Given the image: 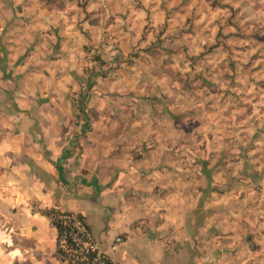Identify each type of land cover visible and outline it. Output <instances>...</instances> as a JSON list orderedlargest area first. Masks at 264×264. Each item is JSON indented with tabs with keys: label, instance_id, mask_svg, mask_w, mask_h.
<instances>
[{
	"label": "crops",
	"instance_id": "obj_1",
	"mask_svg": "<svg viewBox=\"0 0 264 264\" xmlns=\"http://www.w3.org/2000/svg\"><path fill=\"white\" fill-rule=\"evenodd\" d=\"M253 1L205 0L208 9L196 18L204 22L211 14L225 22L223 15L231 16L234 7L249 20ZM199 2L0 0V117L12 135L0 142V264H64L57 228L43 213L51 209L83 215L118 264H264L254 243L264 223L250 220L240 193L186 187L195 175L189 151L196 143L183 137L176 142L189 129L175 124V106L182 104L183 118L189 111L185 97H176L173 64L159 68L151 59L144 65L149 75L136 72L138 77H121L124 64H110L119 75L109 78L106 92L96 86L90 96V43L115 62L134 46L145 48L162 21L165 35L189 38V30L175 28L174 21ZM84 76L89 84L81 102L87 109L80 110ZM115 91L121 93H110ZM115 98L119 107L109 109ZM90 102L102 103L97 117L92 112L101 125H90ZM117 117L128 119L119 133L134 134L133 142L90 141V133L114 131ZM198 160L199 183L206 160ZM175 175L186 176L183 185ZM119 235L125 241L113 251Z\"/></svg>",
	"mask_w": 264,
	"mask_h": 264
},
{
	"label": "rangeland",
	"instance_id": "obj_2",
	"mask_svg": "<svg viewBox=\"0 0 264 264\" xmlns=\"http://www.w3.org/2000/svg\"><path fill=\"white\" fill-rule=\"evenodd\" d=\"M204 2L200 0L189 14L182 16L183 20L178 17L174 21L175 28L189 30V38L176 33L165 35L166 22L162 21L163 28L159 26L145 48L134 46L126 56L115 62L104 58L99 47L90 43V64L94 65L90 68V96L96 86L100 92H106L109 78L119 75L113 71L115 66L110 64H124L121 66L124 71L121 77H138L136 72L147 75L151 69L146 71L144 65L148 68L151 59L155 64H162L159 68L173 64L169 72L176 82V97H180V101L185 97L184 107H188L189 111V115L183 118L178 115L182 104H175V124L189 129L188 133L176 135V142L183 137L186 142L196 143L195 148L189 151V167L195 175L187 177L190 186L186 187L192 189L199 185L210 193H240V207H246L250 220L259 225L264 223V0L253 1V6H250L252 18L249 20L245 19L246 15L240 19L231 7L228 10L231 16L223 15L225 22L220 16L211 14L206 16V21L198 22V11L208 9ZM80 6H85L83 1ZM180 8L175 7L176 16ZM147 23L146 30L151 26L150 21ZM88 77L84 76V79ZM88 84L86 80L78 92L77 108L80 110L87 109L81 99L85 89L88 90ZM159 88L166 89L165 86ZM110 93L118 96L121 92ZM113 100L114 103H107L109 109L112 105H120L117 98ZM128 105H131L130 102ZM101 109V102H90L91 126L98 121L101 125L102 119L96 118V121L92 115L93 112L97 117V111ZM114 119V131L90 133V141L100 142L104 137L117 144L120 141L133 142L134 134L123 138L119 133L118 126H125L128 119L122 122L118 117ZM2 120L0 117V142L12 136L6 133L9 126L2 124ZM134 146L132 144L135 156L139 152ZM198 159L206 160L205 178L199 179V183L202 162ZM174 178L180 185H183L182 179L186 180V176L175 175ZM242 216L247 221V215ZM259 227L261 230L255 236V251L264 256V226Z\"/></svg>",
	"mask_w": 264,
	"mask_h": 264
},
{
	"label": "built area",
	"instance_id": "obj_3",
	"mask_svg": "<svg viewBox=\"0 0 264 264\" xmlns=\"http://www.w3.org/2000/svg\"><path fill=\"white\" fill-rule=\"evenodd\" d=\"M52 219L58 231V249L64 264H118L101 249L83 215L59 210ZM124 241V236H117L111 250L117 251Z\"/></svg>",
	"mask_w": 264,
	"mask_h": 264
},
{
	"label": "trees",
	"instance_id": "obj_4",
	"mask_svg": "<svg viewBox=\"0 0 264 264\" xmlns=\"http://www.w3.org/2000/svg\"><path fill=\"white\" fill-rule=\"evenodd\" d=\"M43 213L46 214L51 218L52 223L55 225V222L53 221V217L59 213L58 209H51V210H43Z\"/></svg>",
	"mask_w": 264,
	"mask_h": 264
}]
</instances>
